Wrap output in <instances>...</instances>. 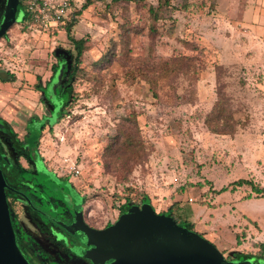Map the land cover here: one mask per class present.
I'll use <instances>...</instances> for the list:
<instances>
[{
	"label": "rangeland",
	"instance_id": "rangeland-1",
	"mask_svg": "<svg viewBox=\"0 0 264 264\" xmlns=\"http://www.w3.org/2000/svg\"><path fill=\"white\" fill-rule=\"evenodd\" d=\"M68 1L55 33L23 28L20 3L17 22L0 37V72L15 76L0 86L36 92L31 108L14 103L25 120L68 98L60 73L46 86L58 54H77L65 24L85 39L66 116L43 132L46 118L12 129L21 138L30 131L32 149L42 136L48 165L86 192L87 209L102 220L114 221L122 204H141L145 194L157 212L180 200L176 219L184 225L189 212L193 229L225 256L258 253L264 193L231 183L246 178L264 188V0H172L158 20L151 9L159 0H93L86 8V0ZM216 106L223 133L209 127L219 123Z\"/></svg>",
	"mask_w": 264,
	"mask_h": 264
},
{
	"label": "flooded vegetation",
	"instance_id": "flooded-vegetation-1",
	"mask_svg": "<svg viewBox=\"0 0 264 264\" xmlns=\"http://www.w3.org/2000/svg\"><path fill=\"white\" fill-rule=\"evenodd\" d=\"M4 8L5 0H0V21ZM63 54H58V62L65 58ZM58 71L63 75V64ZM50 106V110L55 108ZM46 117L51 119V112L38 120ZM27 135L28 131L23 138L15 139L0 122V161L8 184L6 194L17 242L31 264H95L78 253L90 245L89 239L77 229L78 222L103 229L118 218L104 221L91 213L86 207V192L69 175L60 174L48 165L40 143L35 149L25 144ZM24 171L42 173L47 178L45 182L36 180L23 175Z\"/></svg>",
	"mask_w": 264,
	"mask_h": 264
},
{
	"label": "water",
	"instance_id": "water-1",
	"mask_svg": "<svg viewBox=\"0 0 264 264\" xmlns=\"http://www.w3.org/2000/svg\"><path fill=\"white\" fill-rule=\"evenodd\" d=\"M20 0H5L0 37L17 22ZM60 72L58 71L57 74ZM1 158V154H0ZM0 161V264H31L17 242ZM90 245L78 253L95 264H264L260 257L230 260L201 233L177 222L153 203L130 204L103 229L78 222Z\"/></svg>",
	"mask_w": 264,
	"mask_h": 264
},
{
	"label": "trees",
	"instance_id": "trees-1",
	"mask_svg": "<svg viewBox=\"0 0 264 264\" xmlns=\"http://www.w3.org/2000/svg\"><path fill=\"white\" fill-rule=\"evenodd\" d=\"M91 3H93V0H86L85 3L83 4V8L88 7ZM167 7H172V0H159L158 10L156 9V10L153 11L151 9V12L153 13L154 19L158 20L160 17H162V16H160L161 15L160 11L163 8H167ZM20 11L22 13V19L24 20L26 18V10H25L23 5L20 8ZM23 20L20 22L22 24L23 28L31 29L29 27V25L26 24ZM65 25H66L65 27H66V30L68 32V35H69L70 39L73 41L75 48L77 49V54H76L74 59L72 57H70L69 59L64 58V59L60 60L62 62V64H63V72H62V74H63L62 76L63 77L61 79L62 82H63L62 91L67 94L68 98H67V100L63 103V105L60 108L57 107V108H53L52 109L53 111L50 110L51 119H49V117H46L47 120L44 121L41 124V126H40L41 131H43L47 125H49L50 127H53L56 123H58L62 118H64L66 116V113L68 112L67 108L71 105V97L74 94V88H73L74 87V81H75V78L77 77L78 71L80 69V64L82 63V56H83V53H84L85 39L84 38L77 39V38H74V37L71 36V27L73 25V22L70 21V22H68ZM60 61L54 67L55 68L54 69V73H53L51 79L49 80V82L47 83V85H49L51 83V81L55 77V74L58 72L59 68L61 67L62 64L60 63ZM8 73L10 74V72L7 71V75H9ZM0 80L1 81H14L15 80V76L14 75H11V76L9 75L7 77V76L3 75V73L0 72ZM40 87H41V85L37 86V88H40ZM42 98H43L44 101L46 100L44 96H42ZM52 106H54V105H52ZM212 117L214 118V120H218L219 123L210 124V121H209L210 130L212 132H214V133H223L224 129H223V127L220 124L222 113H220V110H219L218 106L213 108V115L211 116V118ZM34 118H37V120H38V117L35 116V117L31 118V121ZM0 122L4 126L5 131L10 136H12L15 139L18 138L17 132H15L12 129L11 124L7 120H5L4 118L0 117ZM28 135H30V131L28 132ZM26 142H27V139H26ZM39 142L40 141L38 140L36 145H38ZM132 143H133V141L131 139H129V138L125 139V144L126 145H130ZM244 184L251 185L252 189L255 192H257L258 194L264 193V188H261L260 185L255 184L252 179L240 178V179L234 181L233 183H231V186L233 187L232 189H235V187L242 186ZM227 190H229V186H225V187H223V188H221L219 190H216V192H223V191H227ZM247 197H251V196L249 195ZM150 201H151V198L147 194L143 195L142 198H141V204L144 203V202H150ZM130 204H135V203L132 200H128L127 202H125L124 204L121 205L120 212H124V210ZM181 207H182V203L180 202V200H176L164 212H166L169 215L173 216V218L177 222H179L176 219V217H178V218L181 217V213H182V212H180L181 211ZM175 210L179 214H176ZM188 213L185 215V219L186 220H184V221L186 223L184 225H186L189 229L194 230L193 229L194 228L193 224L188 221ZM238 234H239V232H238ZM241 238H242L241 235H237V239H238L239 243L241 242L240 241ZM259 244H260L259 245L260 248H259L258 253L249 252V251H238V250H235L234 251V255L230 254L229 256H226V258H228L230 260L238 259V258H253V257H260V258L264 259V244L263 243H259Z\"/></svg>",
	"mask_w": 264,
	"mask_h": 264
},
{
	"label": "built area",
	"instance_id": "built-area-1",
	"mask_svg": "<svg viewBox=\"0 0 264 264\" xmlns=\"http://www.w3.org/2000/svg\"><path fill=\"white\" fill-rule=\"evenodd\" d=\"M20 3L26 10V18L23 21L31 29L46 33L59 30L71 8L68 0H20Z\"/></svg>",
	"mask_w": 264,
	"mask_h": 264
},
{
	"label": "crops",
	"instance_id": "crops-1",
	"mask_svg": "<svg viewBox=\"0 0 264 264\" xmlns=\"http://www.w3.org/2000/svg\"><path fill=\"white\" fill-rule=\"evenodd\" d=\"M0 84H1V80H0ZM32 92L34 91H31L30 89L23 90V91L19 90L17 92H13V91L4 89L2 86H0V117L7 120L10 124L14 123L20 126V128H22L21 130H25L28 120H31L33 116L30 117V116L25 115L26 120L21 118L18 114H16L17 111L19 110L16 109L14 103L19 104L20 109L31 108L32 103L34 104L35 102V101H32V99L35 97L33 96ZM23 113L25 114L24 111ZM18 130L20 131V129ZM25 133H27V131ZM253 223H255V225L258 226L257 222H253ZM252 234L250 235L252 236ZM256 241L262 243L259 239H257V236H256ZM238 244L236 242L231 243V249L237 248Z\"/></svg>",
	"mask_w": 264,
	"mask_h": 264
}]
</instances>
